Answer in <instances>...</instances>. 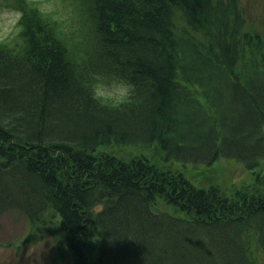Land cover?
Returning <instances> with one entry per match:
<instances>
[{
    "label": "trees",
    "instance_id": "1",
    "mask_svg": "<svg viewBox=\"0 0 264 264\" xmlns=\"http://www.w3.org/2000/svg\"><path fill=\"white\" fill-rule=\"evenodd\" d=\"M62 1L65 16L10 3L24 16L0 41V220L56 219L75 264H256L264 39H246L239 0ZM118 78L133 93L99 103L91 86ZM111 145L193 165L235 158L261 186H196L145 155L101 150Z\"/></svg>",
    "mask_w": 264,
    "mask_h": 264
},
{
    "label": "rangeland",
    "instance_id": "2",
    "mask_svg": "<svg viewBox=\"0 0 264 264\" xmlns=\"http://www.w3.org/2000/svg\"><path fill=\"white\" fill-rule=\"evenodd\" d=\"M44 11L58 8L61 16H65V10L59 8L64 3L62 0H34ZM66 1V0H65ZM12 0H0V5H10ZM58 3L56 5V3ZM11 6V5H10ZM238 7L246 18V39H256L260 36L264 39V0H239ZM5 36L0 31V41L13 36ZM253 53L247 51L240 61L239 68L246 69L251 62ZM118 82H106L98 85L100 91H112ZM103 152L113 153L123 159H129L137 155H145L159 167H172L181 171L196 186L210 187L219 185L232 189L233 185L241 186L249 183L253 186H261L256 179L255 172L251 173L244 164L235 158L221 157L212 165H193L180 160H164L158 146L145 149L140 146L111 145L101 149ZM258 175L264 183V162L257 169ZM264 186V184H263ZM40 226H31L26 215L18 209H10L4 212L0 220V264H75L71 253L64 247L62 230L55 219L47 217L40 222ZM255 262L264 264V257L255 244Z\"/></svg>",
    "mask_w": 264,
    "mask_h": 264
},
{
    "label": "clouds",
    "instance_id": "3",
    "mask_svg": "<svg viewBox=\"0 0 264 264\" xmlns=\"http://www.w3.org/2000/svg\"><path fill=\"white\" fill-rule=\"evenodd\" d=\"M23 16L24 12L19 8L7 4L0 5V31H2L5 36L19 33L23 28L21 23ZM91 87L93 97L99 103H111L114 106L125 101L134 91L133 83L124 78H118V84L112 91H100L98 82Z\"/></svg>",
    "mask_w": 264,
    "mask_h": 264
}]
</instances>
